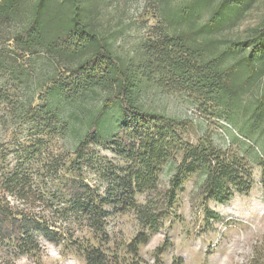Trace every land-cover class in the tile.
<instances>
[{
  "label": "rangeland",
  "instance_id": "obj_1",
  "mask_svg": "<svg viewBox=\"0 0 264 264\" xmlns=\"http://www.w3.org/2000/svg\"><path fill=\"white\" fill-rule=\"evenodd\" d=\"M96 1L101 31L124 60L162 26L169 31L182 28L191 32L209 57L222 55L231 68L226 88L213 102L199 103L185 94L164 92L148 83L141 87L137 101L144 111L182 121L189 143L212 144L242 159L253 175L251 190L234 195L224 204L204 202L198 193L202 176L187 177L169 216L154 233L141 227L132 211L112 214L106 225L110 241L103 249L116 253L119 264H129L131 256L126 246L138 234H147L149 242L139 248V257L147 264H154L157 250L162 251L161 264H172L176 259L182 264H264V185L260 168L264 156V59L246 68L244 62H239L246 54L238 50L261 25L264 0H242L235 9L224 7V15L212 27L209 19L225 0ZM182 10L186 11L183 16ZM50 60L15 57L16 66L26 71L27 79L11 102L25 103L30 110L26 108L20 114L0 103V183L17 174L26 196L22 199L3 194L0 188V199L13 211L35 215L46 223L57 233L56 241L41 238L38 249L28 253L17 250L11 240L0 241V264H86L80 248L98 242L88 228L74 225V217L59 213L64 211L57 209L54 193L60 174L69 173L65 169L75 159L76 141L92 128L109 139L117 131L121 110L110 101L105 103L102 89L70 103L58 97L45 98L53 82L67 77ZM43 105L48 106L54 119L42 116ZM89 157L92 164L82 171V177L103 194L108 181L98 170L124 162L105 146L91 149ZM174 167V163H167L162 168L161 187L168 185ZM136 202L143 204L145 196H136Z\"/></svg>",
  "mask_w": 264,
  "mask_h": 264
},
{
  "label": "trees",
  "instance_id": "obj_2",
  "mask_svg": "<svg viewBox=\"0 0 264 264\" xmlns=\"http://www.w3.org/2000/svg\"><path fill=\"white\" fill-rule=\"evenodd\" d=\"M240 1L225 0L208 25L212 27L220 21L224 7L239 8ZM99 13L96 0H0V103L20 114L26 108L29 111L30 106L25 103L11 102L27 79L26 71L16 66L15 57H49L67 77L53 82L45 91V98L58 97L70 103L102 89L105 103L110 101L120 107L121 120L109 139L92 128L76 141L75 159L65 169L69 173L60 174L54 193L57 209L64 211L59 213L74 217L75 226L88 228L98 239L96 245L80 248L85 263L119 264L116 253L103 249L110 241L106 225L112 214L132 211L138 224L154 233L169 216L177 191L187 177L202 176L198 193L204 202L224 204L236 194L248 193L253 175L242 159L229 156L212 144L189 143L182 121L144 111L137 101L141 87L148 83L164 92L185 94L199 103L213 102L226 88L231 68L222 55L209 57L191 32L182 28L169 31L162 26L160 32L135 47L131 58L124 60L101 31ZM184 13L182 10L181 16ZM260 24L251 38L238 46L239 52L246 54L239 60L246 68L264 59V19ZM47 107L42 106V116L54 119ZM102 146L124 165L98 170L108 181L104 193L99 194L82 177V171L92 164L89 151ZM167 163H174L175 167L168 185L161 187L159 177ZM260 168L264 185V156ZM2 180L3 194L24 199L26 193L17 174ZM138 195L145 196L141 205L136 202ZM3 202L0 199V241H13L21 253L37 250L41 238L56 241L57 233L46 223L35 215L17 213ZM149 238L138 234L126 246L131 256L129 264H147L139 257V248ZM161 255L162 251L157 250L154 264H161ZM172 264H182V260L176 259Z\"/></svg>",
  "mask_w": 264,
  "mask_h": 264
}]
</instances>
